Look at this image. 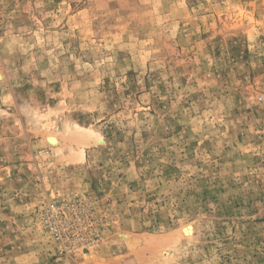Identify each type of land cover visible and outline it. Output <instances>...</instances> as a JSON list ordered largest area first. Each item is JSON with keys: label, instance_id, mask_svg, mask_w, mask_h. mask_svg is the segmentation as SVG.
<instances>
[{"label": "rangeland", "instance_id": "374dc122", "mask_svg": "<svg viewBox=\"0 0 264 264\" xmlns=\"http://www.w3.org/2000/svg\"><path fill=\"white\" fill-rule=\"evenodd\" d=\"M0 264H264V0H0Z\"/></svg>", "mask_w": 264, "mask_h": 264}, {"label": "bare ground", "instance_id": "6f19581e", "mask_svg": "<svg viewBox=\"0 0 264 264\" xmlns=\"http://www.w3.org/2000/svg\"><path fill=\"white\" fill-rule=\"evenodd\" d=\"M50 138H52V137H50ZM50 142H51L52 144H54V145L57 144V141H55V139H54V141L50 139ZM184 232H185L187 235H189V234H190V229H185Z\"/></svg>", "mask_w": 264, "mask_h": 264}]
</instances>
